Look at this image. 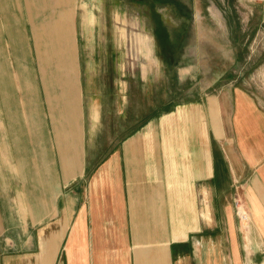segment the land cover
<instances>
[{"label":"crops","instance_id":"crops-1","mask_svg":"<svg viewBox=\"0 0 264 264\" xmlns=\"http://www.w3.org/2000/svg\"><path fill=\"white\" fill-rule=\"evenodd\" d=\"M98 16L0 0V264H264V108L222 86L136 125Z\"/></svg>","mask_w":264,"mask_h":264},{"label":"rangeland","instance_id":"rangeland-1","mask_svg":"<svg viewBox=\"0 0 264 264\" xmlns=\"http://www.w3.org/2000/svg\"><path fill=\"white\" fill-rule=\"evenodd\" d=\"M86 4L100 14L101 35L112 47L107 55L117 48L118 73L131 86L130 113L139 115L136 125L142 120L145 124L153 114L150 105L158 102L161 109L165 101L169 113L175 104L215 93L222 86L245 87L264 108V0H86ZM107 59L106 69L113 76L116 66ZM140 74L143 78L148 74L146 85H140ZM116 119L112 114L103 122V152L108 151V138L115 136L111 127ZM198 201H207L204 191Z\"/></svg>","mask_w":264,"mask_h":264},{"label":"built area","instance_id":"built-area-1","mask_svg":"<svg viewBox=\"0 0 264 264\" xmlns=\"http://www.w3.org/2000/svg\"><path fill=\"white\" fill-rule=\"evenodd\" d=\"M236 204V201L234 202ZM235 213L237 214L238 218L242 221L248 220V215L246 211L242 210L240 207L235 206Z\"/></svg>","mask_w":264,"mask_h":264}]
</instances>
